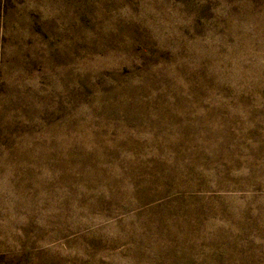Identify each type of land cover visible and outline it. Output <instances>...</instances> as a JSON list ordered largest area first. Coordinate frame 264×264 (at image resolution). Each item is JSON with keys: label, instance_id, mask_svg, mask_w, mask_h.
Here are the masks:
<instances>
[{"label": "rangeland", "instance_id": "1", "mask_svg": "<svg viewBox=\"0 0 264 264\" xmlns=\"http://www.w3.org/2000/svg\"><path fill=\"white\" fill-rule=\"evenodd\" d=\"M0 264H264V0H0Z\"/></svg>", "mask_w": 264, "mask_h": 264}]
</instances>
